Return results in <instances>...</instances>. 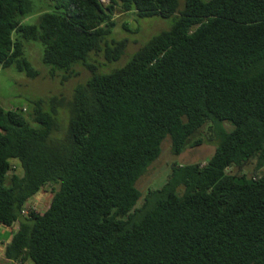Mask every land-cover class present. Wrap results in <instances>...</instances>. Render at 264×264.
<instances>
[{
    "label": "trees",
    "instance_id": "1",
    "mask_svg": "<svg viewBox=\"0 0 264 264\" xmlns=\"http://www.w3.org/2000/svg\"><path fill=\"white\" fill-rule=\"evenodd\" d=\"M44 1L49 6L0 0V70L38 77L26 49L40 43L52 76L65 71L66 80L83 65L92 77L75 88L57 141V98L51 111L34 102L31 121L0 106V225H18L4 257L17 264H264V0H185L183 9L179 0ZM118 11L178 17L126 66L98 74L92 52L115 62L127 47L109 41ZM35 13L38 22L25 23ZM208 123L216 126L213 156L174 165L138 207L137 183L165 139L178 156L203 144L194 138ZM254 162L253 174L228 171ZM49 187V208L26 212Z\"/></svg>",
    "mask_w": 264,
    "mask_h": 264
},
{
    "label": "rangeland",
    "instance_id": "2",
    "mask_svg": "<svg viewBox=\"0 0 264 264\" xmlns=\"http://www.w3.org/2000/svg\"><path fill=\"white\" fill-rule=\"evenodd\" d=\"M41 3H49L44 0H39ZM180 9L185 6V0H179ZM42 6V4H37ZM178 14L169 18L148 17L140 18L134 11L129 13H120L115 16L116 26L113 28L112 35L109 41H127V47L122 58L115 62H108L102 52H92L88 62L94 64L96 73H110L114 69L126 66L134 56L144 48L150 40L161 34L169 31L176 22ZM39 14L28 16L25 23L33 24L38 22ZM42 45L40 43H31L27 45L26 54L32 62L34 69L39 72V76L35 78L28 77L25 73L17 71L15 68L0 70V106L5 110H23L24 115L29 121L30 115L34 111V102L44 100V109L51 111L50 99L57 98L59 100L57 106L56 126L51 135L55 141L63 138L67 130L70 119V103L73 101L75 88L78 85L85 84L91 77L92 71L83 65H77L73 69L72 77L64 80L67 75L65 71L56 72L52 76L53 68L44 64L41 60ZM63 100V104L60 102ZM32 125H34L32 123ZM223 126L231 129L232 126L228 122H224ZM216 130L215 124L208 123L204 126L200 133L194 138L203 139V144L196 147L187 148L182 154L174 155L172 151V142L170 138L165 139L162 144V153L160 157L148 168L137 183V187L143 194V197L138 202V207H141L144 202V196L149 190L161 188L168 180L174 165H188L202 163L205 164L215 153L217 147V138L214 135ZM18 173L22 176L23 169L18 161L14 162ZM256 163H251L242 173L236 167L230 168L228 171L233 174H253L255 173ZM52 193L50 187L48 191H40L26 205V212L34 210L39 213L45 212L51 203ZM9 230L4 234L9 237ZM2 232V231H0ZM6 238V237H5ZM1 239V234H0ZM8 240L3 239V241ZM0 243V264H15L4 257L3 242ZM25 264H33L27 261Z\"/></svg>",
    "mask_w": 264,
    "mask_h": 264
},
{
    "label": "crops",
    "instance_id": "3",
    "mask_svg": "<svg viewBox=\"0 0 264 264\" xmlns=\"http://www.w3.org/2000/svg\"><path fill=\"white\" fill-rule=\"evenodd\" d=\"M7 230H9V231L7 232V234L9 233V237H8L7 235L4 234ZM0 231H2V232H0V234H1L0 243H1V240L3 241V239H6V238L8 239V240H6V241H3V242H5V243L3 244V251H2V253L4 254V253H5L6 246L10 243L13 234L16 233V229H15L14 227H12V226H11V227H6V226H3V225H0ZM5 237H6V238H5ZM15 264H17V263H15ZM18 264H19V263H18Z\"/></svg>",
    "mask_w": 264,
    "mask_h": 264
},
{
    "label": "built area",
    "instance_id": "4",
    "mask_svg": "<svg viewBox=\"0 0 264 264\" xmlns=\"http://www.w3.org/2000/svg\"><path fill=\"white\" fill-rule=\"evenodd\" d=\"M103 3L108 4L109 0H101ZM14 228L16 229V231L18 230V225L14 224Z\"/></svg>",
    "mask_w": 264,
    "mask_h": 264
},
{
    "label": "clouds",
    "instance_id": "5",
    "mask_svg": "<svg viewBox=\"0 0 264 264\" xmlns=\"http://www.w3.org/2000/svg\"><path fill=\"white\" fill-rule=\"evenodd\" d=\"M12 227H14V225Z\"/></svg>",
    "mask_w": 264,
    "mask_h": 264
}]
</instances>
